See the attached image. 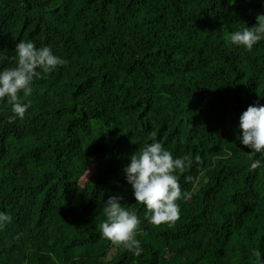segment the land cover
Wrapping results in <instances>:
<instances>
[{
    "label": "trees",
    "instance_id": "trees-1",
    "mask_svg": "<svg viewBox=\"0 0 264 264\" xmlns=\"http://www.w3.org/2000/svg\"><path fill=\"white\" fill-rule=\"evenodd\" d=\"M261 13L264 0H0V67L21 40L66 61L21 93L23 119L0 102L13 217L0 264H264V167L250 168L264 154L237 139L242 112L264 105V41L229 40ZM153 139L187 158L177 178L192 197L174 223H151L123 172ZM116 194L141 219L139 256L99 227Z\"/></svg>",
    "mask_w": 264,
    "mask_h": 264
},
{
    "label": "clouds",
    "instance_id": "clouds-1",
    "mask_svg": "<svg viewBox=\"0 0 264 264\" xmlns=\"http://www.w3.org/2000/svg\"><path fill=\"white\" fill-rule=\"evenodd\" d=\"M234 2V0H232ZM257 23L252 26L242 24L238 30L231 31L229 40L234 46L252 51L254 46L264 41V13L257 15ZM18 57L15 66L0 67V102L7 100L12 105L10 120L23 119L31 102H22L21 93L31 96L33 81L46 74L57 71L66 61L55 54L50 45L37 47L35 41L21 40L16 43ZM3 58H0V63ZM237 137L239 142L255 154H264V105H249L239 117ZM227 156L232 153L228 152ZM199 156L195 157L199 161ZM188 166L186 157H177L162 142L153 139L145 142L139 151L130 156V163L123 168L126 181L133 190L135 202H140L149 210L153 224L174 223L179 219L181 207L178 201L191 199L192 193L183 189L177 172ZM264 167V159L255 158L251 169ZM186 181L193 180L185 176ZM123 196L110 195L104 204L105 219L100 224L104 237L123 246L135 256L143 252L142 242L137 238L141 229V219L133 206L122 204ZM12 215L0 210V230L12 222Z\"/></svg>",
    "mask_w": 264,
    "mask_h": 264
},
{
    "label": "rangeland",
    "instance_id": "rangeland-1",
    "mask_svg": "<svg viewBox=\"0 0 264 264\" xmlns=\"http://www.w3.org/2000/svg\"><path fill=\"white\" fill-rule=\"evenodd\" d=\"M101 162H102V157L99 156V157H98V163H101Z\"/></svg>",
    "mask_w": 264,
    "mask_h": 264
}]
</instances>
